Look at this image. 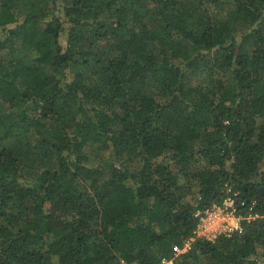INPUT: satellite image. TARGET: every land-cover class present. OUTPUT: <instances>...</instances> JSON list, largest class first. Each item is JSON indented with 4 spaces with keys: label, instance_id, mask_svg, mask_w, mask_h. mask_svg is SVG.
<instances>
[{
    "label": "trees",
    "instance_id": "1",
    "mask_svg": "<svg viewBox=\"0 0 264 264\" xmlns=\"http://www.w3.org/2000/svg\"><path fill=\"white\" fill-rule=\"evenodd\" d=\"M121 260L264 264V0H0V264Z\"/></svg>",
    "mask_w": 264,
    "mask_h": 264
},
{
    "label": "built area",
    "instance_id": "2",
    "mask_svg": "<svg viewBox=\"0 0 264 264\" xmlns=\"http://www.w3.org/2000/svg\"><path fill=\"white\" fill-rule=\"evenodd\" d=\"M228 191L231 190L229 189ZM235 195V193H230L221 204H214L209 208L199 210L196 213L199 221L194 235L186 240L183 246L175 245L173 247L175 254L180 255L189 251L196 239L214 240L220 235H231L241 232L244 217L237 211ZM171 262L172 260H163V264ZM120 264H125V262L121 260Z\"/></svg>",
    "mask_w": 264,
    "mask_h": 264
},
{
    "label": "rangeland",
    "instance_id": "3",
    "mask_svg": "<svg viewBox=\"0 0 264 264\" xmlns=\"http://www.w3.org/2000/svg\"><path fill=\"white\" fill-rule=\"evenodd\" d=\"M172 263V262H171ZM170 264V263H169Z\"/></svg>",
    "mask_w": 264,
    "mask_h": 264
}]
</instances>
